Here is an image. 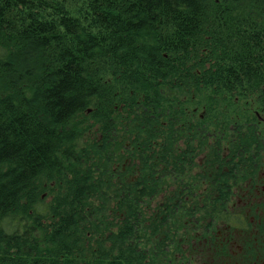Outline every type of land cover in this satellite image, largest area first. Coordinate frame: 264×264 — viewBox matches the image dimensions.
Here are the masks:
<instances>
[{
    "label": "trees",
    "instance_id": "1",
    "mask_svg": "<svg viewBox=\"0 0 264 264\" xmlns=\"http://www.w3.org/2000/svg\"><path fill=\"white\" fill-rule=\"evenodd\" d=\"M257 112L264 0H0V264L185 255Z\"/></svg>",
    "mask_w": 264,
    "mask_h": 264
},
{
    "label": "flooded vegetation",
    "instance_id": "2",
    "mask_svg": "<svg viewBox=\"0 0 264 264\" xmlns=\"http://www.w3.org/2000/svg\"><path fill=\"white\" fill-rule=\"evenodd\" d=\"M257 117V124L263 125L264 112ZM262 142L254 161L236 163L235 176L222 190L228 192L225 207L195 231L190 246H185L187 253H176L169 264H264V137ZM200 182L199 193L206 200L209 187L205 179Z\"/></svg>",
    "mask_w": 264,
    "mask_h": 264
},
{
    "label": "rangeland",
    "instance_id": "3",
    "mask_svg": "<svg viewBox=\"0 0 264 264\" xmlns=\"http://www.w3.org/2000/svg\"><path fill=\"white\" fill-rule=\"evenodd\" d=\"M195 116L196 117H202L203 118V110L202 109H199V108H197L196 107V109H195ZM196 121V120H195ZM257 121H258V117H257V120L255 121L256 123H257ZM257 125H259L260 126V129L261 130H259V131H264V123H263V125H261V124H257ZM198 136V135H197ZM196 136V137H197ZM263 137H264V133H263ZM211 141V140H210ZM210 143V142H209ZM205 157H204V154H199L198 155V157L196 158V160H197V162H199L201 165H203L204 163V159ZM199 167L198 168H196V169H194V170H192L193 171V174L194 175H198L199 174ZM200 176V175H199ZM201 181V180H200ZM199 184H201V182H199ZM171 184H168V185H166L165 186V192L164 193H166L167 191H171L173 188H171ZM201 186V185H200ZM174 190V189H173ZM164 193H162L161 194V196H159V197H157V199H155V201L154 202H152V206H155L156 204H157V202H159L163 197H164ZM51 197L47 194V193H45L44 195H43V200H44V202H50L51 200ZM162 262H163V264H166V262H168V261H166V262H164V260H162ZM167 264H169V262L167 263Z\"/></svg>",
    "mask_w": 264,
    "mask_h": 264
}]
</instances>
